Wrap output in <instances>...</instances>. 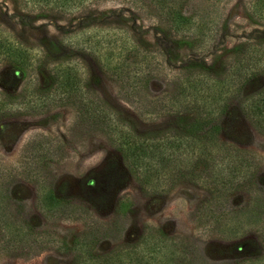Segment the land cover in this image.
I'll return each mask as SVG.
<instances>
[{"label": "rangeland", "instance_id": "374dc122", "mask_svg": "<svg viewBox=\"0 0 264 264\" xmlns=\"http://www.w3.org/2000/svg\"><path fill=\"white\" fill-rule=\"evenodd\" d=\"M256 2L0 0V31L29 59L0 56L12 105L0 114V264H264V127L241 110L264 76L229 94L224 85L221 113L180 92L202 74L239 75L235 65L264 45ZM176 11L194 26L175 31ZM66 66L124 133L59 99ZM191 128L209 132L206 152L183 154L177 138ZM133 135L147 145L138 166L116 142ZM218 160L228 169L218 173Z\"/></svg>", "mask_w": 264, "mask_h": 264}, {"label": "trees", "instance_id": "16d2710c", "mask_svg": "<svg viewBox=\"0 0 264 264\" xmlns=\"http://www.w3.org/2000/svg\"><path fill=\"white\" fill-rule=\"evenodd\" d=\"M83 1L85 0H66V4L64 3L63 5H60L59 3L63 2V0H55V3L61 8L65 6L77 8L83 3ZM260 1L261 0H258V2ZM67 3H70V5H67ZM170 25L175 31L178 32L194 26V21L192 17L186 16L179 11H176L171 12ZM86 32V29L74 31V33H72V36L73 38L76 36L78 38L84 37V35L86 36ZM2 34L3 33L0 31L1 58L9 60L10 64L14 66H27L29 59L25 50H23L24 48H22L20 44L13 38L10 39L8 37H3ZM252 52H254V57H251L249 55L246 62H244L243 60V62L240 63L241 61H239V63L235 65L237 66V74L239 75H236V72L234 73V70L232 68L229 71L230 74L228 75L226 81L225 79H223L217 82L211 77V75L208 74L206 75L207 77H205V75L202 74L197 79L190 80L189 84L187 82L185 83V85H181L180 92L183 98H186L188 96V98L185 99V103L188 106L196 107L197 105H200L201 102V106L208 108L209 112L216 113L215 111H217L221 113L222 111H224L227 105V98L223 97L224 91L222 89L224 85L226 86V90L229 94V92H235L234 89L237 90L240 87L239 85L243 84L245 80L253 78L259 73L264 76V45L262 47L253 48L250 53ZM72 70V67L66 66L64 69L59 70V74L56 75V81L59 88L62 89L64 93L66 91V94L59 96V99L71 100L73 104L78 103L81 107L83 117H86L87 115L89 116V114H94L98 118L99 123H105L112 130L116 131V133H124V127L120 125V122L113 118L114 113L110 111L111 109L101 103L93 101L89 96L86 95V93L82 91L80 84L78 83V81H76V78L73 77L74 72ZM16 72L20 73V71L18 70H16ZM55 74L56 73H54V75ZM233 76H235L236 79ZM231 96L232 97L230 98H234V95ZM5 98L6 97L4 96V94L0 93V114L2 115H4L7 110L12 108V105L4 100ZM241 104L242 112L245 115H248L251 118L250 120L253 121L255 125L259 126V128H263L264 84L249 97H245V99L242 100ZM191 127H193V125H191ZM208 133L209 132L206 133L205 131L202 132L201 135H196L192 133L191 128V130H187L184 134L180 135L177 140H179V142L183 144V154L189 155L199 153V150L200 154L202 153V151L206 152V150L211 147L204 140ZM119 138V141L116 142L120 146L121 153L131 164L138 166V164L143 159L141 155L148 154L145 140H141V137L137 135H133V137L128 136L126 138ZM218 146L220 150L221 145L217 142L215 145V147H217L216 155L220 154V151H218ZM230 154L232 156H229V153L228 155H226L228 157V161L232 160V166H230V170L231 168H233V171H235V173L240 177L245 176L243 175V167L238 161L234 159V156L237 155V153L232 150ZM215 167L218 173H221L225 169H228L219 160L217 161V165Z\"/></svg>", "mask_w": 264, "mask_h": 264}]
</instances>
